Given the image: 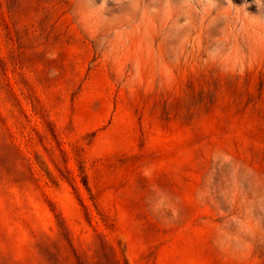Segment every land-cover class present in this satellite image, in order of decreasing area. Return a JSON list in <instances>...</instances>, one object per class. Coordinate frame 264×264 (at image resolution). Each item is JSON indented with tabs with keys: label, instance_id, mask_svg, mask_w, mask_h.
<instances>
[{
	"label": "rangeland",
	"instance_id": "obj_1",
	"mask_svg": "<svg viewBox=\"0 0 264 264\" xmlns=\"http://www.w3.org/2000/svg\"><path fill=\"white\" fill-rule=\"evenodd\" d=\"M0 264H264V0H0Z\"/></svg>",
	"mask_w": 264,
	"mask_h": 264
}]
</instances>
